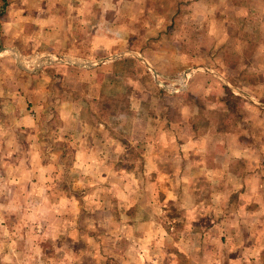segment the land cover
I'll list each match as a JSON object with an SVG mask.
<instances>
[{"label": "rangeland", "instance_id": "obj_1", "mask_svg": "<svg viewBox=\"0 0 264 264\" xmlns=\"http://www.w3.org/2000/svg\"><path fill=\"white\" fill-rule=\"evenodd\" d=\"M98 1L99 14L88 13L86 35L81 31L84 41L78 44L85 46H63L72 54L56 55L46 32L36 35L25 26L21 39L13 23L15 0H0V264H128L132 254L126 236L133 218H161L159 229L170 233L222 232L224 220L228 224L233 218V230L245 232L247 224L239 218H257V229L263 230L264 0H136L129 6L135 12L130 44L123 50L107 48L111 33L105 27L97 33L91 29L98 30L100 20H116L124 0ZM239 5L243 14L234 8ZM226 6L233 8L221 16L212 14ZM194 10L198 15L190 14ZM168 18L172 25L179 21L182 32H165ZM92 35H104L103 41ZM175 38L183 42L184 54L167 42ZM134 49L149 53L148 60ZM123 55H134L135 63L115 62ZM126 69L130 76L123 74ZM209 71L223 73L230 84L220 75L210 83ZM46 83L48 91L38 90V84ZM63 97L70 106L62 108ZM25 107L36 119L35 127L18 123L16 115ZM68 111L78 136L82 128L97 137L138 138L145 133L150 139L147 148L133 145L127 157L113 159L116 171L128 167L143 172L144 162L181 171L177 176L82 173L88 189H73L79 169L72 147L58 141L51 146L60 134L62 112ZM34 137L42 141L41 148L58 154L56 176L32 180V161L24 150ZM190 139L196 140L194 150L201 148L204 163L190 155L195 153L186 145ZM146 151L161 157L144 160ZM234 152L244 157L234 159ZM174 153L175 158H168ZM200 164L211 168L199 170ZM254 168L263 170V190L247 192L256 201L241 203L246 200L237 188L243 172ZM33 182H38L35 193ZM164 182L168 187L160 191ZM247 183L252 186L253 179ZM216 239L213 244L218 241L223 250L224 242ZM162 244H153L150 258H162L165 250L172 253L174 247Z\"/></svg>", "mask_w": 264, "mask_h": 264}, {"label": "crops", "instance_id": "obj_2", "mask_svg": "<svg viewBox=\"0 0 264 264\" xmlns=\"http://www.w3.org/2000/svg\"><path fill=\"white\" fill-rule=\"evenodd\" d=\"M71 1L72 0H70L68 5L66 6V0H15V7L17 9H14L15 12L13 23L16 27H18L17 32L19 33L20 38L22 39L24 37L25 26H29V28L27 29L30 31H34L36 35L37 33L46 32L50 43L49 46L57 48V50L53 51L54 53H56V55L69 53L63 46L71 47L80 43L81 40L84 41V36L81 35V31L85 30L83 35H86L88 25L86 21L88 13L95 15L99 14L100 10L97 8V5H101V1L97 2V0H95V3H88L87 0H74L75 2ZM135 1L136 0H124L123 2H121V6L117 8L116 16L118 17L116 18V20L111 19L109 22H103L100 20V22H97L98 30L97 26L95 27V30L93 28L91 29V31H95L96 33L98 31H103V27H105V30L110 31L111 34L109 38V46L107 47L109 48V50H111L112 48H115L116 50H123L120 48L124 47L125 45L128 47V43L130 44V41H128L131 33L130 19L135 10H132L131 8H129V6L135 5ZM88 4L90 5L89 8L87 6ZM232 8L233 6H226V9L223 10L221 8L214 9L212 14L214 13V16H216V14L221 16L222 14L228 13V11H230V9ZM234 8L235 10H239L241 12L240 14L244 13V10H241V8H244L243 6L239 5L238 7ZM195 11L197 10H194V12H190V14L198 15V12ZM108 13L112 14L113 10ZM207 14L211 15L209 11H207ZM172 21V18H168L166 22V29H164L165 32H167L168 34H170L172 30L175 32L177 30L182 32V29H179L180 22L174 19V24L172 25ZM91 26L94 27V25ZM76 31H78V33H75ZM91 38L94 39V41H103L104 35H92ZM180 39L182 40L181 36ZM181 40H178V42H176L177 38H175L174 40L168 39L167 42H173V46H175L178 50L177 52H180L179 54H184L183 51L180 50L183 45V42ZM125 41L127 42L126 44H124ZM55 44H59V46H53ZM217 45L218 43H214L213 47ZM221 45L224 46L223 43L218 46ZM81 46H85L84 42L77 45V47ZM149 46H151V44H149ZM134 50H137L136 52L139 56L140 53L143 54L141 56L148 60L147 57H149V53H147L146 51H139L138 49ZM81 52L83 51H80L79 54H82ZM119 61L126 63H135V56L123 55L118 60H115V62ZM55 65L56 64H53L52 67H55ZM128 71L131 70L126 69L125 71H123V74L125 76L126 74L130 76ZM215 75H218V77H224L226 80H228V77L224 76L223 73L221 74L219 72L217 73L216 71H211L210 73H207V81H210V83H214V79L217 78V76ZM50 79L51 78H48V80ZM228 83L230 84V81ZM213 86L214 84H212L211 87ZM41 89H45L46 91H48V83H46L44 87L38 84V90ZM35 91L36 90L33 89L31 93L32 96H34V100L36 101ZM68 91L70 90H63V92ZM237 91L238 90L234 89L233 93H239V91ZM123 92L121 91V93ZM130 94L134 95V91H130ZM60 100L62 108L70 106L69 102L65 100L64 97ZM28 113L29 112L26 107L19 113H17L16 116H20L17 117V120L19 121L18 123L28 128L35 127L36 119H34V117ZM62 115L63 123L59 127L60 134L55 139H53L54 141L51 146H53L54 143L58 141V143L62 144L63 146L66 145L72 147L74 165L77 167V169H79L78 178L76 179L77 182L74 181L72 183L73 189H88L85 183L86 177L82 176V173H88L96 177H101L104 174L114 176L120 173L122 175L136 176V174H141L143 172L146 174L156 173L157 175L164 174V176H170L173 172V175L177 176V171H181L179 168H174L176 169V172H174V170L170 172V168L165 169L161 166H157V164L154 163L153 165L151 164L152 166H150L149 162H144L143 172H141L140 170L137 172L136 169L128 167H121L116 171L117 166L114 167L113 159H117L119 154H121L123 158L125 156L127 157V152H129L130 149L129 147L133 145H140L147 148V145L150 144V139L145 136V133L138 138H135V136H124V139H122L114 136H91L89 134H86V132L82 131V128H80L81 131L78 136V134H75V132L78 133V125H72V120H70L73 116L72 112L68 111L67 114L65 112H62ZM80 124L85 125L82 122ZM170 141L172 142V140ZM153 142H155V144L157 143V141ZM186 142V145H188V147H191V149L196 147V140L190 139ZM41 144L42 141L38 137H34L28 141L29 150H24L25 153L27 152L26 154H29L30 162L32 161L28 172L31 174L32 180L33 178H36L37 181L41 180L44 176L46 178L50 176H56V167L58 166L56 160L59 158L58 154L55 152V149L52 148L51 150L46 151L41 148ZM109 144H111L110 147H108ZM121 149L122 152H119ZM200 149L201 148H199L198 150L193 149L195 153L191 151L190 155L194 156V154H196V158L203 162ZM176 154L177 153H174L173 155L168 156V158H175L177 156ZM233 155L235 157L234 159H236V157H244L243 154L237 152H234ZM141 157L144 160L151 159L150 162H152V159L156 160L160 158L161 155L146 151L141 154ZM199 167V170L203 168H206V170L207 168H211L208 167V165L205 166L204 164H200ZM25 172L28 173L27 170ZM243 173L244 179L240 181V186L239 188H237V190H239L240 197L246 200H240L241 203L250 204L251 201L255 202L256 200L251 199L253 195H248L247 197V192L256 193L257 191L263 190L262 184L260 182L261 176L263 175V170L254 168V170H251L250 172ZM252 179L253 184L252 186H249L250 184H248L247 181L251 182ZM33 184L34 187L31 190L32 193H35L38 182H33ZM167 187L168 183L164 182V185L160 186V191H166ZM230 189L231 188H228V190ZM63 196L66 197L65 195ZM248 198L249 202H247ZM47 204L51 205V202L47 200ZM138 219L139 218H133L130 224L127 223L128 228L132 233H129L126 236L131 242L129 245V252L132 254V256L129 255V257H131L132 259L127 261L128 264H264V229L261 231L257 229V218H239V223L242 222L243 224H247L246 226H244L245 232H238L236 230H233V218L232 220H229L228 224L224 220L226 229H223L222 232L190 229L184 232L175 231L173 233L165 231L163 227L162 229H159L162 222L161 218L160 221H157L156 218ZM249 219L252 220V222H250ZM214 222L222 223L221 220ZM209 227L213 228V221L210 222ZM252 228H255V230L252 231ZM216 235L219 236L220 242H224V245L222 246L223 250L221 251L216 244H220L218 241H214L213 244V240H217L216 238L218 236ZM116 239H118V237H116ZM200 240L202 244L199 243ZM155 242H158V244L163 243L162 245H171L172 247H174L172 253H168L169 251L165 250L162 258H160L158 255H156L155 258H150V255L155 252V246H153ZM158 252L159 254H161V251ZM180 257H182L184 261H181ZM169 258L171 259L170 262Z\"/></svg>", "mask_w": 264, "mask_h": 264}, {"label": "water", "instance_id": "obj_3", "mask_svg": "<svg viewBox=\"0 0 264 264\" xmlns=\"http://www.w3.org/2000/svg\"><path fill=\"white\" fill-rule=\"evenodd\" d=\"M1 50H2V49H1ZM1 50H0V51H1Z\"/></svg>", "mask_w": 264, "mask_h": 264}]
</instances>
